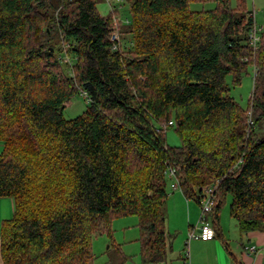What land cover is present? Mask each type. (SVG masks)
Masks as SVG:
<instances>
[{"label": "trees", "instance_id": "16d2710c", "mask_svg": "<svg viewBox=\"0 0 264 264\" xmlns=\"http://www.w3.org/2000/svg\"><path fill=\"white\" fill-rule=\"evenodd\" d=\"M207 1L215 8H189ZM244 1L129 0L125 29L112 1L101 16L96 0H0V197L13 200L0 227L3 264H94L93 236H111V219L130 214L142 263L163 260L167 166L198 205L216 183L215 235L228 194L240 235L264 232V27L253 49ZM248 66L244 109L225 79L239 83ZM78 90L88 107L66 119ZM168 127L179 146L167 144ZM108 253L105 264L126 260L117 244Z\"/></svg>", "mask_w": 264, "mask_h": 264}, {"label": "rangeland", "instance_id": "374dc122", "mask_svg": "<svg viewBox=\"0 0 264 264\" xmlns=\"http://www.w3.org/2000/svg\"><path fill=\"white\" fill-rule=\"evenodd\" d=\"M111 2V6L114 5V10L117 14L115 18L124 25L125 29L129 26L132 20L130 2L129 0H96V9L101 16H106L110 13L111 8L108 4ZM231 7L237 6V0H228ZM245 7L248 11H252L254 15V21L256 26L264 27V0H245ZM216 3L214 1L207 2H192L189 6L191 10H211L215 8ZM261 34V31H259ZM120 43L122 50H128L131 47V34L128 32L120 35ZM58 49L61 48L62 43L59 42L56 44ZM64 60H61L62 69L68 75H73L72 69L67 59L63 56ZM69 60H72V57L68 56ZM226 83L229 87L228 94L239 103L242 108H247L249 103V98L253 89V68L248 66L246 71L241 73L239 83H234L232 81V75L226 76ZM89 100L83 94V91L78 90L70 98L66 106L64 107L62 114L66 119H72L81 115L83 111L88 107ZM166 142L170 146H179L181 141L178 134L175 131V128L168 127L166 129ZM3 150V143L0 141V153ZM167 190L169 191V196L164 202L163 210L165 213L166 221L165 226L167 227L166 231L171 236L173 241V250L176 261L178 257L181 256L183 259L188 248L180 240V236L176 237L175 231L184 225L182 223L181 216L185 212L186 208L183 205L182 199L175 201V196L180 195L181 190L179 188L172 191L167 182ZM173 192V193H171ZM230 202L231 195L226 196V201L221 207L219 215L225 228L230 232L232 231V224L235 220L230 215ZM200 211V205H198ZM110 231L111 236L107 232L93 236L92 238V251L95 256L94 264H105L109 260L111 255L108 253V247L111 244H117L120 247V252L126 257V260L123 264H160V263H142L140 256V242H139V228H138V218L134 214L126 216H118L111 219L110 222ZM252 241H254L252 239ZM250 246V244H247ZM258 252L264 256V245H257ZM170 255V254H169ZM179 260V259H178ZM170 261V257L168 259Z\"/></svg>", "mask_w": 264, "mask_h": 264}, {"label": "crops", "instance_id": "0c3cea01", "mask_svg": "<svg viewBox=\"0 0 264 264\" xmlns=\"http://www.w3.org/2000/svg\"><path fill=\"white\" fill-rule=\"evenodd\" d=\"M174 191L175 189H171ZM173 193V192H171ZM169 196V195H168ZM182 199V203L186 210L181 216L182 225L181 228L175 231L176 237L180 236L181 242L187 249V262L188 264H264V256L258 252V247L255 244L264 245V232L251 231L246 235L242 236L239 233L236 221L232 224V231L230 233L224 226L219 215L218 224L215 227L216 235L212 240L202 241L197 238H192L187 243L188 232L196 228L200 211L198 208V203L187 199L184 197L182 192L180 195L175 196V201ZM13 213V200L8 197H0V227L5 219L11 217ZM167 229V227H166ZM174 235L168 231L166 255L163 260L158 261L160 264H183L185 257L182 259L181 256L178 257L177 261L174 256L173 241ZM252 239L254 241H252ZM247 244L254 245L256 247V252L250 253L244 251V246ZM170 254V255H169ZM170 257V261H168ZM0 264L2 263V258L0 254Z\"/></svg>", "mask_w": 264, "mask_h": 264}, {"label": "built area", "instance_id": "2783aa9c", "mask_svg": "<svg viewBox=\"0 0 264 264\" xmlns=\"http://www.w3.org/2000/svg\"><path fill=\"white\" fill-rule=\"evenodd\" d=\"M253 17H254V15H253ZM259 31H261V27L258 28L254 22V24L252 25V28L249 32V35H248V42L253 49H256L258 47V42L260 40ZM110 40L113 43L111 46L112 50H116L118 48V44H117L118 35L116 32H114L111 35ZM64 57L69 62L68 56L65 55ZM83 94L87 97V94L85 92H83ZM88 100H89V98H88ZM176 169H177V167L167 166L165 169V172H164L165 178L168 180L170 189L179 188ZM215 189H216V183L211 184L210 186L203 189V194L201 195L200 201H199L200 215H199L198 223H197L196 228H194V230H192V231L190 230L188 232L187 243L192 238L193 239L197 238V239H200L202 241H208V240H212L214 238L215 233H214V230H213L211 222H210V215L212 213L214 205L216 204ZM244 251L253 253V252H256V247L254 245H250V246L246 245V246H244ZM187 256H188V254L186 252L185 253L186 259L184 260L183 264H188Z\"/></svg>", "mask_w": 264, "mask_h": 264}]
</instances>
